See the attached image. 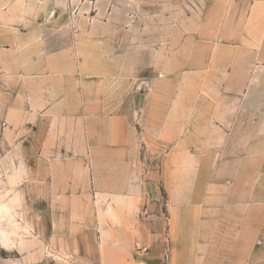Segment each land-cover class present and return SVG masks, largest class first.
<instances>
[{
  "label": "crops",
  "instance_id": "0c3cea01",
  "mask_svg": "<svg viewBox=\"0 0 264 264\" xmlns=\"http://www.w3.org/2000/svg\"><path fill=\"white\" fill-rule=\"evenodd\" d=\"M241 3L225 50L180 52L176 87L159 81L169 54L123 50L120 7L0 0V165L34 188L24 201L59 204L58 245L98 246L101 264H264V0ZM112 74L129 106L105 97Z\"/></svg>",
  "mask_w": 264,
  "mask_h": 264
},
{
  "label": "rangeland",
  "instance_id": "374dc122",
  "mask_svg": "<svg viewBox=\"0 0 264 264\" xmlns=\"http://www.w3.org/2000/svg\"><path fill=\"white\" fill-rule=\"evenodd\" d=\"M75 1L97 3L100 18L108 12L104 7L106 4L108 6L113 4L126 11L129 26L126 27L124 35L128 32V36L126 35L128 42L123 44V50L128 51L134 44L139 46L140 51H146L148 47L150 52L162 51L169 54L170 58L165 64L168 72L159 78V81L171 83L176 87L180 82L188 80L186 73L182 71L180 52L199 55L208 49L207 46L210 44L206 43L213 41L212 39L213 46L217 45L219 50H225L227 43L221 40L222 30L226 27V10L230 8V2L237 4L242 2V0ZM215 37L218 38L217 41ZM141 60L142 58H139V62ZM155 77L150 72L139 73V83L144 80L152 81ZM114 78L113 74L106 75L105 97L112 101L122 97L129 106L132 93L128 81L130 78L127 75L117 77L116 80ZM137 103L141 107L142 101H136L135 104ZM3 159V156H0V162ZM5 163V166L3 162V165H0V264H101L98 246H61L60 241L59 245L57 244V234H53L52 226L55 225V231H58L63 225L66 227L67 223V220L59 219L52 224L53 220L50 217L53 213L52 207L59 204L24 201L23 197L32 194L34 188L12 185L11 177L14 172L10 170L9 161L6 160ZM106 264H116V260L108 258Z\"/></svg>",
  "mask_w": 264,
  "mask_h": 264
}]
</instances>
